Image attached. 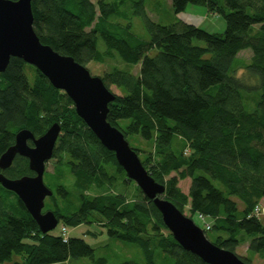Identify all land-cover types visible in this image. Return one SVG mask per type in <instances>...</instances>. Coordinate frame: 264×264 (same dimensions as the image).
Listing matches in <instances>:
<instances>
[{
    "label": "trees",
    "instance_id": "obj_1",
    "mask_svg": "<svg viewBox=\"0 0 264 264\" xmlns=\"http://www.w3.org/2000/svg\"><path fill=\"white\" fill-rule=\"evenodd\" d=\"M169 1L174 18L160 24L147 16L145 0H31L33 29L43 44L85 67L112 59L125 64L98 76L114 94L107 121L126 140L137 135L147 143L148 149L131 148L165 186V199L183 213L187 207L191 218H205L209 241L252 264L253 255L264 258V224L255 210L264 198V0ZM189 5L220 14L224 31L177 18ZM134 16L142 18L148 40L132 31ZM247 49L249 60L240 61L238 53ZM255 90L258 97L250 94ZM54 122L60 135L52 171L44 172L52 194L43 210L52 211L61 225L57 232L42 233L18 196L0 184V264H57L81 257L109 264L83 238L68 235V227L82 223L103 226L110 238L141 249L143 263L117 264H207L174 240L136 184L128 192L132 180L64 91L34 66L10 57L0 72V156L19 130L39 137ZM0 173L10 179L34 175L19 155ZM187 178L184 193L178 182ZM244 243L252 256L236 252Z\"/></svg>",
    "mask_w": 264,
    "mask_h": 264
},
{
    "label": "water",
    "instance_id": "obj_2",
    "mask_svg": "<svg viewBox=\"0 0 264 264\" xmlns=\"http://www.w3.org/2000/svg\"><path fill=\"white\" fill-rule=\"evenodd\" d=\"M10 57L21 58L34 66L54 87L64 91L72 100L77 115L101 144L114 152L127 178L153 201L163 224L183 249L207 264H248L235 253L209 241L193 218L163 197L165 186L148 174L123 133L106 119L108 103L114 100V94L105 87L100 77L91 75L85 66L40 41L33 29L31 0H0V72L5 70ZM59 135L60 125L57 122L39 137L27 129L19 130L14 144L0 156L1 170L9 168L16 155L27 158L34 175L10 179L0 173V184L18 196L42 233L52 231L59 222L52 211H43L45 199L52 194L43 181L45 166L52 158Z\"/></svg>",
    "mask_w": 264,
    "mask_h": 264
},
{
    "label": "rangeland",
    "instance_id": "obj_3",
    "mask_svg": "<svg viewBox=\"0 0 264 264\" xmlns=\"http://www.w3.org/2000/svg\"><path fill=\"white\" fill-rule=\"evenodd\" d=\"M92 1L95 2L96 0H92ZM106 1H113V0H106ZM191 7H194L195 11H199L202 8V6H199V5H189L186 10H191L189 9ZM201 10H204V9L202 8ZM145 11H146L147 16L152 21L160 23V24H168L174 18V14H173L169 0H145ZM201 27L205 28L206 30L210 32H223L225 29V21H224V18L220 14H209L207 15L205 22L204 23L202 22ZM132 31L141 39H145V40L149 39V35L144 27V23L141 17L134 16L132 18ZM194 42L197 44H202L199 41H194ZM97 47L101 51L105 49V46L101 39H98ZM250 56H251V52L248 49L241 51L237 55L240 61H248ZM111 66H119L121 68H124L125 64L120 62L118 59H112V60L106 61L103 64L90 62L87 64L86 67L89 70V73L91 75L101 76L103 74V71L106 68H109ZM138 70H139V65L133 66L132 72L134 74H136ZM240 73L242 74V71L237 70L236 74L239 75ZM247 81L250 84H252L254 82V79L250 78V79H247ZM250 94L253 97H258V95L260 94V91L255 90V91L250 92ZM249 108H251V106H249ZM139 139L140 137L137 135L127 136V141L131 147H134L135 145H139V146H142L143 148L148 149L147 143ZM140 157H142V155H140ZM53 164H54V159L48 160L45 166V170L48 172H51L53 168ZM43 180L46 183L47 177L44 176ZM134 185L135 183L133 181L129 182L128 184L130 188L128 189L129 193L132 192ZM189 185H190L189 178L184 179V180H179L178 182V186L181 188V190L184 193L188 192ZM259 205H260L259 207L261 208V210H263L264 209V198L260 201ZM240 207H242L241 204H239V208ZM184 214L190 217V213L188 212L187 207L184 209ZM192 218L196 224L203 227L205 218L199 216L198 214H194ZM260 220L264 224V213L260 214ZM60 225H61V222L57 224L56 228L53 229V231L57 232ZM68 235L73 236V237L83 238L84 241L94 249L95 255L103 256L107 258L109 264H117L126 259L135 260L140 263L144 262L142 251L136 244L110 238L107 234L105 227L103 226L82 223L75 227H68ZM246 247H247V244L244 243L237 248L236 252L240 255L252 256L251 253L248 254V252L246 251ZM90 263H91V260L89 258L81 257L77 259H70L69 261L61 262L57 264H90ZM252 264H264V258H260L258 255H253Z\"/></svg>",
    "mask_w": 264,
    "mask_h": 264
},
{
    "label": "crops",
    "instance_id": "obj_4",
    "mask_svg": "<svg viewBox=\"0 0 264 264\" xmlns=\"http://www.w3.org/2000/svg\"><path fill=\"white\" fill-rule=\"evenodd\" d=\"M189 9L191 10H186L184 12L178 13L176 17L186 23L201 26L202 22H205L207 15H209L207 12H205V10H201L202 8H199V11H195L194 7H191Z\"/></svg>",
    "mask_w": 264,
    "mask_h": 264
},
{
    "label": "built area",
    "instance_id": "obj_5",
    "mask_svg": "<svg viewBox=\"0 0 264 264\" xmlns=\"http://www.w3.org/2000/svg\"><path fill=\"white\" fill-rule=\"evenodd\" d=\"M255 210H256L257 214L264 213V209L261 210V208H256ZM203 225H205V222L203 223ZM61 235L65 236V237L67 236V232H66V229L64 227L61 229Z\"/></svg>",
    "mask_w": 264,
    "mask_h": 264
}]
</instances>
